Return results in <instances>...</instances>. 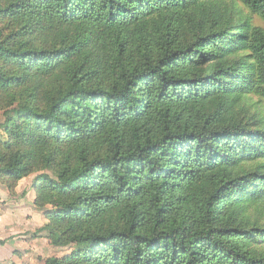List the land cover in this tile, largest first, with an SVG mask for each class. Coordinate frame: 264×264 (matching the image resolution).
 I'll list each match as a JSON object with an SVG mask.
<instances>
[{
    "label": "trees",
    "instance_id": "16d2710c",
    "mask_svg": "<svg viewBox=\"0 0 264 264\" xmlns=\"http://www.w3.org/2000/svg\"><path fill=\"white\" fill-rule=\"evenodd\" d=\"M252 16L264 0H0V183L34 176L38 232L73 248L44 264H264Z\"/></svg>",
    "mask_w": 264,
    "mask_h": 264
},
{
    "label": "rangeland",
    "instance_id": "374dc122",
    "mask_svg": "<svg viewBox=\"0 0 264 264\" xmlns=\"http://www.w3.org/2000/svg\"><path fill=\"white\" fill-rule=\"evenodd\" d=\"M244 14L248 15L246 10ZM251 21L253 25L264 28V23L257 17L252 16ZM2 122L0 113V123ZM33 177L18 182L13 195L0 183V196L3 197L0 198V219H2L0 224L5 227H15L14 230H9L12 233L5 235L3 234L5 231L0 228V255H2L0 264H43L50 257L63 258L72 252V247H52L45 233L38 232L47 222L46 215L51 209L50 207L38 209L28 199L33 198L34 191L30 187ZM29 192H31L30 196L26 197ZM11 248L15 251H11ZM32 248H40L41 252H36Z\"/></svg>",
    "mask_w": 264,
    "mask_h": 264
},
{
    "label": "crops",
    "instance_id": "0c3cea01",
    "mask_svg": "<svg viewBox=\"0 0 264 264\" xmlns=\"http://www.w3.org/2000/svg\"><path fill=\"white\" fill-rule=\"evenodd\" d=\"M3 193V192H2ZM30 194H31V192H29L27 195H26V197H29L30 196ZM2 195V194H1ZM0 198H3L2 196H0ZM29 200H30V202L31 203H33V200H34V193H33V198H28ZM2 221V219H0V222ZM6 225H10V224H6ZM0 228H2V230L3 231H5V232H3V234L5 235V234H9V233H12V232H10V231H12V230H14L15 229V227H9V226H1V224H0ZM10 230V231H9ZM10 235H15V234H10ZM12 240V239H11ZM48 241V240H47ZM2 244V243H1ZM32 249H34L36 252H41V249L40 248H32ZM11 251H15V250H12V248H11ZM0 257L2 258V255H0ZM44 264V263H43Z\"/></svg>",
    "mask_w": 264,
    "mask_h": 264
}]
</instances>
